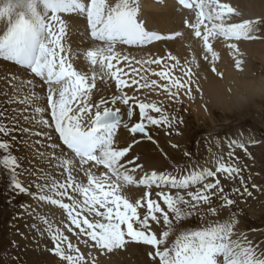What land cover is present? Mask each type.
Listing matches in <instances>:
<instances>
[{
    "label": "snow or ice",
    "instance_id": "snow-or-ice-1",
    "mask_svg": "<svg viewBox=\"0 0 264 264\" xmlns=\"http://www.w3.org/2000/svg\"><path fill=\"white\" fill-rule=\"evenodd\" d=\"M97 2L6 0L0 5V21L5 23L0 34V58L19 66L29 77L24 79L12 73L0 76L11 89V93H3L7 97L5 103L19 106L11 109L12 116L0 110V136L5 138L0 139V149L8 153L0 159V165L10 170L13 191L56 206L65 217L56 224L47 214L21 204L23 214L35 218L36 222L29 227L39 236L47 237L51 247L44 250L63 264H97L98 257L91 250L81 251L79 244L88 249H101L104 254L124 248L129 241L149 246L150 264H264V249L260 246L264 241L249 240L245 231L238 234L240 221L236 213L230 212L222 220H206L209 215L219 217L221 211L236 203L218 176H224L226 181L239 176L240 169L232 163L235 147H243L239 141H229L227 160L223 155L215 157L214 170L193 168L180 175L167 170L141 171L144 166L137 163L139 157L127 159L139 141L121 146L118 130L122 127L132 136L140 133L151 139L148 126L158 122L145 105L121 93L119 87L118 94L93 102L94 83L74 66L77 53L67 43L70 19L80 17L87 21L91 39L101 38L99 34L109 27L96 8ZM89 55L84 50V58ZM38 87L46 88V107L38 106L41 104ZM117 105L126 106L129 121L138 108L139 122L130 125ZM34 128L46 130L34 131ZM53 133L61 143L51 142ZM18 134L43 138L34 144L51 151L37 150V154L55 161V167L62 170L63 182L44 175V183L35 184L37 191L22 183L18 178L21 169L18 157L9 151ZM23 143L27 144L28 140ZM133 164L135 167L129 170L128 165ZM138 169L143 174L136 178L132 173ZM79 174L86 177V183L78 182ZM240 179L246 190L243 177ZM125 185L143 186L148 190L133 202L124 194ZM153 186L159 189L155 199L151 198ZM192 188L195 190H189ZM171 189L177 191L173 193ZM239 191L231 189V193ZM214 201L220 203L214 204ZM190 217H199L204 226L181 230V223ZM153 224H162L163 230L157 233ZM66 233L72 234L77 243ZM173 234L175 239L169 243Z\"/></svg>",
    "mask_w": 264,
    "mask_h": 264
},
{
    "label": "bare ground",
    "instance_id": "bare-ground-1",
    "mask_svg": "<svg viewBox=\"0 0 264 264\" xmlns=\"http://www.w3.org/2000/svg\"><path fill=\"white\" fill-rule=\"evenodd\" d=\"M5 3L6 0H1L0 5ZM96 8L100 10L105 23L109 25L108 28L116 25L126 11L134 13L142 11L141 15L145 16L147 24L162 31L165 38L142 47H128L121 42H101L100 38H89L87 21L80 17L71 18L67 43L77 53L73 60L74 66L88 75L90 83H94L93 102L102 98L109 99L118 94L119 87L120 92L129 97L138 95L145 106H148L149 99H156V97L160 99H156L158 102L166 101L167 103L170 99L167 96L173 94L172 97L175 96L177 100L185 102L195 113L206 115L203 111L205 108L203 101L210 100L211 106L226 109L232 105L240 107L242 101L248 99L251 101L256 94L264 95V0H201L197 8L185 11L176 9L169 0H98ZM4 29L5 23L0 21V34ZM104 32L99 35L101 36ZM84 50L91 53L87 59L83 56ZM8 73L20 75L24 79L29 78L19 66L0 58V76ZM37 83H40L38 78ZM0 90L2 93L5 91L11 93V89L4 80H0ZM36 91L41 100L38 106L46 107V88L38 87ZM117 107H120L124 113L125 121L130 125L136 123L135 112L129 121L126 106L117 105ZM26 127L31 126L27 124ZM33 130L46 129L34 128ZM117 139L124 147L133 144V141H139L133 145L127 159L139 157L137 163L144 166L141 171H163L167 157L163 160L159 156L147 136H139L135 139L121 127L118 130ZM233 139L240 140V138ZM25 140H28L25 148L29 163L37 175L36 178L40 179L38 182L44 183L42 179L44 175H50L63 182L64 176L60 175L62 170L55 167V161H49L47 157L42 158L37 154V150L51 151L34 144L35 140H43V138L26 135ZM51 142L61 143L55 133L52 134ZM239 142L244 143L242 140ZM47 143L49 142L44 141V144ZM134 167V164L128 165L129 170ZM205 167L215 169L213 164L209 163L199 164L194 168L199 171ZM94 171L99 173V170L94 169ZM141 171L138 169L132 174L139 178L143 174ZM188 171L186 173L184 171V174ZM174 174L180 175L178 172ZM77 179L78 182H87L82 174H79ZM147 190L137 185H125L123 189L124 194L131 201L139 199ZM153 190L159 189L153 186L151 191ZM168 190L165 189V191ZM156 191L152 192L151 198H156ZM171 191L174 193L177 190L171 189ZM28 202L31 208L41 214H47L56 224L65 218L62 210L56 206L46 205L32 198ZM161 205L165 207L162 201ZM141 210L143 213L144 209ZM226 212V209L221 211L220 216H224ZM28 218L27 232L24 236L28 235L27 245L30 244V247L26 246L28 249L24 250L29 256V263L63 264L57 257L44 250L45 247H51V242L47 237L39 236L37 231L29 227L36 221L33 216L29 215ZM208 218L206 220L213 221L214 218L220 217L209 215ZM202 226L204 225L201 223L191 228L196 229ZM153 229L159 233L163 230V226L153 224ZM252 229L257 231H251ZM252 229L247 230L244 226L237 225L238 234L245 231L249 240L264 241V225L261 224ZM66 234L70 236L74 244L77 243L72 234ZM176 234L170 237L169 243L174 241ZM78 246L85 253L91 250L92 254L98 257L97 264H150L147 256L149 246L137 242L129 241L124 248L115 249L112 252L105 251L104 254H101V249L98 248L88 249L83 244ZM260 246L264 249V243Z\"/></svg>",
    "mask_w": 264,
    "mask_h": 264
},
{
    "label": "rangeland",
    "instance_id": "rangeland-1",
    "mask_svg": "<svg viewBox=\"0 0 264 264\" xmlns=\"http://www.w3.org/2000/svg\"><path fill=\"white\" fill-rule=\"evenodd\" d=\"M0 92V110L8 112L9 116L14 115L11 109L16 108L15 104H6L7 98L1 90ZM261 94H256L251 101L249 99L242 101L240 107L232 105L226 109L211 106L210 100L203 101V107H205L203 111L206 115L195 113L185 102L177 100L175 96V98L172 97L173 94L167 96L168 99L170 97L167 103L166 101L158 102L160 99L156 97L158 100L149 99L146 106L149 114L158 122L148 126L149 135H151V139L148 138V140L153 143L163 160L168 158L165 159L163 171L184 174V171L186 173L187 170L204 163L205 165L213 164L215 168L217 155L223 154L225 160L228 159L227 153L230 150L228 143L231 139L240 138L239 141H244V143L241 142L243 147H235L232 157V163L240 169L239 176L233 181H226L224 176H218L225 190L231 194L230 198L236 202L235 205L227 208L226 214L219 216V219L222 220L230 212H234L240 221L239 224L247 230L264 225V95ZM132 98L141 103L138 95ZM135 113V120L139 122L140 110L136 108ZM26 125L23 126L26 127ZM177 131L181 134L177 135ZM139 136L144 137L140 133L131 135L135 139ZM0 139L5 138L0 136ZM25 139V134H18L17 140L12 143L9 151L18 157L21 165L18 178L22 183H26L25 186L30 187L31 191H35V184L40 179L36 178L37 175L29 163L28 152L26 153V146L23 143ZM185 152L190 153V156L185 155ZM5 154L8 153L0 149V159ZM240 177H243L244 184L247 185L246 190ZM212 179L209 178V180ZM10 181V170L0 165V264H30L29 256L26 254L30 244L27 245L28 235L24 236L27 232L29 215L23 214L20 205H29L28 201L31 197L13 191ZM232 188H238L240 191L236 194L231 193ZM189 190H195V188ZM154 191L156 190L152 192ZM181 191L184 194L183 190ZM219 203L214 201V204ZM199 224L201 225L199 217H190L181 223L180 226H183L180 228L191 230Z\"/></svg>",
    "mask_w": 264,
    "mask_h": 264
}]
</instances>
